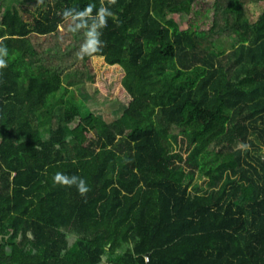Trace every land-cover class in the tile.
Masks as SVG:
<instances>
[{
  "label": "trees",
  "instance_id": "1",
  "mask_svg": "<svg viewBox=\"0 0 264 264\" xmlns=\"http://www.w3.org/2000/svg\"><path fill=\"white\" fill-rule=\"evenodd\" d=\"M2 1L0 264H264V9H246L264 0H214L207 28L173 20L200 0ZM94 24L100 51L82 54ZM59 27L83 61L123 70L129 101L112 121L65 98L38 44H65Z\"/></svg>",
  "mask_w": 264,
  "mask_h": 264
},
{
  "label": "rangeland",
  "instance_id": "2",
  "mask_svg": "<svg viewBox=\"0 0 264 264\" xmlns=\"http://www.w3.org/2000/svg\"><path fill=\"white\" fill-rule=\"evenodd\" d=\"M11 0H3L1 5V11L7 9ZM214 0H200L199 12L197 16L185 21L183 18L174 17V21L179 26L185 25L191 28H207L211 24V13ZM38 3L28 4V14H25L24 19L28 24H32V18L37 16ZM246 9L249 10L250 19L253 20L264 9V3L261 4H249L246 5ZM185 21V22H184ZM61 36L66 39L65 44L56 46L54 41L48 39V37L38 38V44L40 51L42 48H51V52L48 55L50 57L49 63L51 65H59L61 69L63 82L68 89L65 94V98L72 101L74 104L82 108L83 112L91 110L97 115L102 116L107 122L112 121L118 116L124 106L128 103V97L126 92L122 88V78L124 76L123 70L119 66L107 65L102 57L92 56L87 62L82 60L81 55L78 53V49H75V45L70 38L72 32H67L59 27ZM65 34L68 36H65ZM218 48L222 51H228L233 45L232 38L222 37L217 41ZM54 52H56L54 54ZM65 72L70 74V77L65 79ZM56 116L62 115V110H55ZM177 128L169 127L166 133H177ZM130 132L129 127L126 126V134ZM197 138L206 146H211V141L206 137L202 131H196ZM163 142L166 144V136H163ZM94 140V134L89 135V141ZM241 146L240 143L234 145V148Z\"/></svg>",
  "mask_w": 264,
  "mask_h": 264
},
{
  "label": "clouds",
  "instance_id": "3",
  "mask_svg": "<svg viewBox=\"0 0 264 264\" xmlns=\"http://www.w3.org/2000/svg\"><path fill=\"white\" fill-rule=\"evenodd\" d=\"M87 11H91V6H89V8L87 9ZM64 15L66 17H72L73 19L77 18V17H82L85 15L84 12H76L73 13V10H66L64 12ZM98 15L101 17V19L105 16V15H112V13L105 8H101L99 10ZM80 24H77L76 27H80ZM89 40L82 45V54L85 52H98L100 51V45L102 44V41L99 39L100 33L97 31V25H93L92 28L90 29L89 33ZM8 55V50L5 47H0V69H3L5 67H7V61L6 59H4L5 56ZM53 182L54 183H59L61 185H68V186H72L75 185L79 192L81 193H86L89 189H88V185L86 180L83 177H79V176H69L63 172L57 171L56 173L53 174Z\"/></svg>",
  "mask_w": 264,
  "mask_h": 264
},
{
  "label": "built area",
  "instance_id": "4",
  "mask_svg": "<svg viewBox=\"0 0 264 264\" xmlns=\"http://www.w3.org/2000/svg\"><path fill=\"white\" fill-rule=\"evenodd\" d=\"M145 260L147 261V258Z\"/></svg>",
  "mask_w": 264,
  "mask_h": 264
}]
</instances>
